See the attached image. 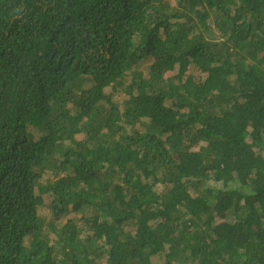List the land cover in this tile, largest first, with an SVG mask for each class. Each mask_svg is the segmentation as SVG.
<instances>
[{"label": "trees", "instance_id": "16d2710c", "mask_svg": "<svg viewBox=\"0 0 264 264\" xmlns=\"http://www.w3.org/2000/svg\"><path fill=\"white\" fill-rule=\"evenodd\" d=\"M155 257L264 264V0H0V264Z\"/></svg>", "mask_w": 264, "mask_h": 264}, {"label": "rangeland", "instance_id": "374dc122", "mask_svg": "<svg viewBox=\"0 0 264 264\" xmlns=\"http://www.w3.org/2000/svg\"><path fill=\"white\" fill-rule=\"evenodd\" d=\"M148 61V60H147ZM147 61H145L146 63H147ZM196 77L198 78V79H201V78H204V75H202V74H200V73H197L196 74ZM107 91L108 92H111V90H108L107 89ZM122 99H123V96H120V95H114V100L116 101V102H118V103H122ZM41 136V134H39V133H37V137H40ZM211 187H215V188H217V189H220V188H222V184H220V183H213L212 182V184L210 185ZM154 259V264H160L161 262H162V259L161 258H158V257H155V258H153Z\"/></svg>", "mask_w": 264, "mask_h": 264}]
</instances>
